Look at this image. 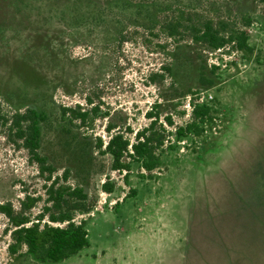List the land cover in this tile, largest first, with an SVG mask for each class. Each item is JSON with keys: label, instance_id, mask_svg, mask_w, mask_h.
<instances>
[{"label": "rangeland", "instance_id": "374dc122", "mask_svg": "<svg viewBox=\"0 0 264 264\" xmlns=\"http://www.w3.org/2000/svg\"><path fill=\"white\" fill-rule=\"evenodd\" d=\"M205 20L225 37L246 31L253 52L194 41L190 27ZM120 34L128 37L122 45ZM167 63L172 76L150 83L148 74ZM88 95L101 110L92 124L61 120L60 106L90 107ZM195 97L213 103L217 118L196 142L163 153L151 177L134 164L124 184L96 153L92 139L108 140V121L132 137L124 128L148 125L145 113L158 104L180 125ZM0 101L7 116L29 105L43 110L42 154L98 198L76 217L86 221L88 246L55 263L25 248L10 253V221L0 212V264H264L261 0H0ZM6 133L0 125V204L19 210L24 195L40 197L36 215L46 182ZM106 174L119 187L111 195L100 190ZM130 187L135 196L122 201Z\"/></svg>", "mask_w": 264, "mask_h": 264}, {"label": "trees", "instance_id": "16d2710c", "mask_svg": "<svg viewBox=\"0 0 264 264\" xmlns=\"http://www.w3.org/2000/svg\"><path fill=\"white\" fill-rule=\"evenodd\" d=\"M264 3V0H261ZM249 18L245 19L248 25ZM170 32H178L179 24L168 22ZM192 38L196 42H202L212 50H219L228 42H232L236 49L244 53H252L253 45L249 43L246 31L234 29L227 37L220 34L214 24L205 20L200 25H192ZM118 43L122 45L128 41L124 34L118 36ZM172 65H161L158 70L148 74L152 84H163L167 77L172 76ZM211 84V80L202 78ZM212 85V84H211ZM194 93V92H192ZM85 103L90 107L60 106V118L71 126H88L92 124L93 117L101 112L99 105H93V100L88 95ZM191 116L183 124H176L171 115H161L156 105L146 111L145 116L149 120L148 125L133 131L126 126L124 131L134 133L132 137L125 135L121 130H115L116 125L108 121L105 130L109 138L104 141L102 137L95 136L92 145L96 153L109 157L110 171L123 174L122 181L129 184V176L134 164L147 172L151 177L154 170L159 168L160 157L167 150H174L178 143L184 139L196 142L212 127L217 118L218 110L213 103L199 102L198 98L191 99ZM107 114V113H105ZM108 115V114H107ZM46 113L36 106H27L23 110H15L9 116L2 112L0 101V125L7 129V137L17 146L26 150L29 161L36 164L38 172L45 180V201L41 211L33 215L34 208L40 197L24 195L19 201L20 209L16 210L11 203L0 204V212L10 221L11 242L8 246L10 253H17L25 248V252L39 262H58L77 254L88 246L86 221L76 220L78 215L89 214L97 205V195L91 194L82 184L69 182L71 168H63L60 174L48 157L41 152L42 123L46 120ZM166 124L168 127H166ZM171 128V129H168ZM86 137V136H85ZM87 138V137H86ZM173 138V140L171 139ZM91 144V141H90ZM143 174V173H142ZM118 185L109 174L100 185V190L109 195L113 194ZM136 189L129 188L122 201L135 196ZM120 201L117 200L114 205Z\"/></svg>", "mask_w": 264, "mask_h": 264}]
</instances>
